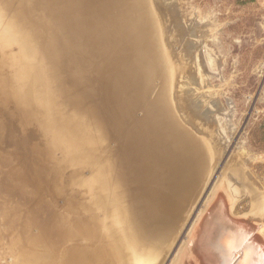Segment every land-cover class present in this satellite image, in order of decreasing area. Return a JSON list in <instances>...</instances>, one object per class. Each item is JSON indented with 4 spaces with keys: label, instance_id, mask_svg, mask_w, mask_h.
Segmentation results:
<instances>
[{
    "label": "bare ground",
    "instance_id": "6f19581e",
    "mask_svg": "<svg viewBox=\"0 0 264 264\" xmlns=\"http://www.w3.org/2000/svg\"><path fill=\"white\" fill-rule=\"evenodd\" d=\"M151 1L156 10L174 5L172 0ZM147 6L145 0H22L9 22L0 7V65L4 70H0V136L5 146L10 145V139L19 134L16 125L20 119L24 124H19V130L22 126L29 130V137L18 135L22 138L19 144L32 146L43 158H56L64 166L52 175H46L48 170L37 172L32 183L24 176L12 180L13 192L29 203L28 217L38 214L36 223H23L18 211L21 204L7 198L10 190L0 191L4 226L19 227L24 234L23 239H15L22 248L18 245L21 249L10 252V264H159L162 249L177 224L185 220L181 215L201 196L206 176L212 172L211 158L193 129H199V122L210 116L204 118L197 91L195 94L194 86L185 80L186 73L194 69L187 62L180 67L183 80L174 100L168 90L149 99L153 78L160 74L155 62H159L155 53L158 34L161 46L163 40L166 43L163 29L157 32L154 28ZM31 14L40 20L34 22ZM181 23L177 20L178 35ZM185 49L186 58L194 57L195 51ZM37 50L48 66L36 60ZM10 68L20 110L13 114ZM168 71L167 85L171 82L173 86L176 76L170 66ZM165 91L171 100L163 96ZM71 105L89 116L66 112ZM109 120L112 134L107 131ZM96 138L104 139L103 143ZM86 147L96 155L85 159L90 153ZM235 159L234 155L230 158L229 170ZM2 163L8 164L9 157L0 150ZM243 165L239 167L242 171L246 169ZM68 170H73V188H83L88 194L90 209L82 204L78 208L76 199L63 200L64 210L54 203L58 198L51 184L60 185ZM83 170L88 171L86 177L79 173ZM233 172L241 175L240 170ZM6 177L10 181V173ZM43 178V186L35 185V180L41 183ZM26 182L34 188L22 190ZM261 210L264 212L263 201ZM208 221L200 227L201 249L224 252L231 248L235 243L226 234V224L219 230ZM259 248L247 251L242 264H264V249Z\"/></svg>",
    "mask_w": 264,
    "mask_h": 264
},
{
    "label": "rangeland",
    "instance_id": "374dc122",
    "mask_svg": "<svg viewBox=\"0 0 264 264\" xmlns=\"http://www.w3.org/2000/svg\"><path fill=\"white\" fill-rule=\"evenodd\" d=\"M7 1L9 0H0V7L2 6L1 8L4 11L5 21L9 22L8 19L10 20V18L14 17V15L20 10L22 0H17L18 2L13 0V2L15 1L13 4L9 1L10 5ZM172 2L174 3L172 7H168L166 9L157 8V12L158 16H160V21L162 19L161 26L163 25L162 29L164 31L166 43L165 48L172 57L171 60H173L176 71V80L173 84L174 95L177 94L176 92L178 91V85L183 80L180 67H182L183 62H187L189 64V69H191L193 66L194 69H191L186 73L185 80L190 82L192 87L194 86L193 90L195 94L197 91L195 96H198L199 100H201L199 101L198 105L202 107L201 109L205 113L204 118L208 119L210 116L207 121H203L202 123L198 121L200 124V130L196 127V129L193 130L195 133L197 131V134L200 135H198L199 140H202V142L206 144L207 149H205V151L207 150L206 153L211 158L210 167L212 172L206 176L205 184L202 185L204 186V188L202 187L203 191H200L202 194L198 201L195 202L194 207L190 205L188 207L189 209H186V211H188L183 212L181 215L180 219L183 218L182 216H184L185 218L183 219L186 221L183 219V221L179 220L178 223H180V221L181 223L179 225L177 224L176 228L171 234L170 242L162 249L163 252L160 257L159 264H169L171 262L179 245L181 244L182 240H184L188 228L201 209L203 201L206 198L210 187L215 182V180L220 177V171L225 165V162L227 163V161H229L233 155L237 158L234 160L237 165L233 161L230 170L231 168L235 167V169L233 168L232 170H240L241 175L243 171L246 172V174L251 171L252 174L250 172L247 174L251 184L254 185L255 188L258 186L259 188H257V191L261 193L262 189L264 190V184L262 186V183H264V0H172ZM10 6L15 8L12 9ZM4 9L7 10V12ZM166 14H169V17ZM6 15H8V18ZM30 17L34 22L40 20V16L36 17L31 14ZM177 20L182 22L181 25H179V29L181 30L179 35L177 31ZM175 23L176 28L174 26ZM28 28L31 29L30 32L32 33L33 28L30 23ZM176 32L177 34H175ZM189 40L191 41L189 42ZM186 46L191 48V52L195 51L194 57H190V60L185 56L186 52L184 51L186 50ZM203 46H207L209 48L208 56L210 58V63H213H211V66L213 65V72L209 71L204 58L202 57ZM37 51L38 56L36 60L43 66H45V63L48 66V62H45V59L41 57L39 50ZM197 58L198 62H196ZM0 68V70L4 71L1 65ZM11 70L12 69L10 68V111H13H11L10 114H13L14 111L19 112L20 110L15 98L17 94H14V92L16 93L15 90L17 88L16 80ZM1 73L2 72L0 71V74ZM166 79L168 83V78ZM155 84L158 85L160 82L158 81ZM196 84L198 87L195 86ZM65 111L71 113L75 112L76 110L74 109V106L71 105V107H69L68 110L66 108ZM103 112L102 114H105ZM115 112L118 113L117 109ZM76 114L81 117L89 116L84 111H76ZM207 114L209 116H207ZM18 120V125H16V128L19 132L18 135L25 134L28 138L29 130L26 128L25 130H22L23 126L21 127V130H19L21 126L19 124L24 123L20 121V119ZM109 122L110 125H107V131L112 134L113 129L110 127L112 126V123L110 120ZM203 134L204 136H202ZM17 136H14L16 137L14 140L10 139V145L8 146H5L7 143L5 144L4 139L0 136V150H3V152L5 151L9 157L8 164H0V191L2 194H4V189L10 190V197L7 198H10L13 202L21 204V207L18 211L20 212L21 216H23V223L30 222L33 224L36 223V215L38 216V214H33L32 219L30 216L28 217L26 212L29 208V203L28 201H25L20 194L13 192L14 188L11 186L12 180L19 179L18 177L24 176L25 178H29V180L31 179L32 183L37 172L48 170V174L46 175H52L57 171L63 170L64 166L60 164L56 158H43L41 156L42 154L39 151H35L32 146H22L19 144V141L22 138ZM95 140L98 141L99 144L103 143L104 141V139L102 140L101 138H96ZM210 148L212 152L210 151ZM87 150H89L90 153L83 156L85 159H87L89 156L96 155L94 150L88 148ZM57 159L60 161V158ZM238 164L239 167H242L241 165H243V169L246 168L247 171L246 169L242 171L241 168L238 167ZM236 167L238 168L236 169ZM72 171L73 170L67 171L66 176H64L60 185L57 186L56 184H51L53 187V192L56 194L55 197L58 198L54 203L58 209L64 210L65 204L63 200L67 199L69 202H75L74 199H76L77 207L78 205L81 206L82 204L84 207L87 206L88 209H90L91 204L86 191L83 188H77L78 191L76 188H73L74 186L72 181L74 178L71 176ZM8 173H10V181L6 180ZM79 173L82 175V177H86L88 171L83 170ZM233 173L235 174V172ZM250 174L252 176H250ZM235 175L236 178L239 176V179H243L244 176L243 174L241 177V175H237V173ZM41 180V183L35 180V185H42L44 178ZM235 180L237 185H234L233 183L231 184L232 188H234V193L241 189L237 188L238 185L246 190H244V195L241 196L242 199L237 203L234 214L251 215L252 213L254 216L258 215L260 220L264 222V212L261 210V202L259 203L260 200H255L254 196H252L253 192L249 187H244L243 183V185H241L240 180ZM253 181L256 182L253 183ZM31 183L26 182L24 185H22V190L30 191L33 189L34 186ZM260 184L261 186H259ZM70 185H72V190L69 187ZM54 186H56L57 190L54 188ZM260 187L262 189H260ZM41 190L42 187L40 190H37L38 195H40ZM60 190L63 191V193H60ZM24 191L19 190L20 193H26ZM48 195L49 197L47 199L50 200L51 195ZM263 195L264 192L261 196L264 204ZM253 205L255 207H253ZM252 209L254 211H252ZM256 209L258 212L256 211L257 213H254ZM249 211L250 214H248ZM0 213H4L1 211V208ZM184 213L186 214L184 215ZM13 218L14 216L11 215L10 219L12 220ZM178 226L182 228H179ZM174 232H179L178 236H174L177 235L174 234ZM17 238H24L22 230L19 227L10 226V229L5 227L0 216V264H10L9 260L10 256L12 255L10 252L15 250V248H22L20 241H15ZM256 239H258L257 242L260 240L261 243L260 238ZM18 245L21 248L18 247ZM261 246L262 245H258L256 248L260 247L259 249H264V247Z\"/></svg>",
    "mask_w": 264,
    "mask_h": 264
},
{
    "label": "water",
    "instance_id": "95a60500",
    "mask_svg": "<svg viewBox=\"0 0 264 264\" xmlns=\"http://www.w3.org/2000/svg\"><path fill=\"white\" fill-rule=\"evenodd\" d=\"M146 2L148 5L149 16L153 22L154 28H157V32H161L162 26L158 12L155 8H153V6H151V0H145V3ZM155 50V53L159 58V62L156 60L155 62L159 67L158 69L160 70V74L153 78L154 87L152 93L149 94V99L154 100L159 93H163L164 90H168L169 93L170 91L172 92L170 95L174 100V88L171 82L167 85L168 83L165 80L166 78H169L170 75V72L168 71L169 66L172 74H175L176 71L171 60L172 58L165 48L164 40L163 45L161 46L159 34L156 39ZM202 55L204 56L203 58L209 71L213 72L208 56L207 46H203ZM158 81L160 84H158L159 86H156L155 83ZM163 96L169 97L168 92L165 91ZM229 162L230 161H227V163L225 162V165L220 171V177L217 178L210 187L201 209L188 228L184 240H182L169 264H242L247 251L252 252L258 244L264 247V222H262L258 216L234 214L237 203L242 199L241 196L244 195V190L240 189L237 193H234V189L231 184H236V175H234L232 169L228 171V167L230 165ZM244 176L245 178L242 179V183L245 187H249L250 190H252V196H254L255 200L259 199V202L263 201L261 199L262 194L251 184V181L245 172ZM262 192H264L263 189ZM206 219L211 220L208 221L211 224V227H217L219 230H222L221 227L225 223L228 227L226 234L230 237V242L235 243V245L231 246L229 249L225 248L223 250L224 252H216L211 249H201V243H199L201 238L200 227L203 226ZM256 238H260L261 243L257 242ZM211 259H213V261H211ZM245 264L250 263L247 262Z\"/></svg>",
    "mask_w": 264,
    "mask_h": 264
}]
</instances>
